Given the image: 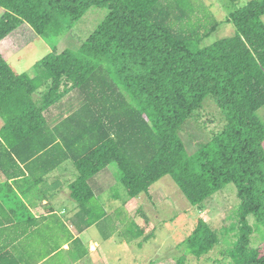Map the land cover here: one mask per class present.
<instances>
[{
  "label": "trees",
  "instance_id": "obj_1",
  "mask_svg": "<svg viewBox=\"0 0 264 264\" xmlns=\"http://www.w3.org/2000/svg\"><path fill=\"white\" fill-rule=\"evenodd\" d=\"M159 2L0 0V42L20 29L52 41L92 7L108 8L78 49L54 48L37 61L34 77L16 73L0 53V135L7 146L0 144V152L46 173L71 161L79 174L71 198L88 225L102 217L91 182L111 165L128 199L149 194L170 176L201 206L233 183L241 201L238 239L225 256L231 264H264V243L251 246L256 231L264 242V123L257 116L264 107V0H250L210 28L192 18L202 11L159 10ZM223 23L235 27L233 36L196 45ZM208 96L225 125L191 153L183 130ZM218 244L199 219L185 240L188 256L177 264Z\"/></svg>",
  "mask_w": 264,
  "mask_h": 264
},
{
  "label": "rangeland",
  "instance_id": "obj_2",
  "mask_svg": "<svg viewBox=\"0 0 264 264\" xmlns=\"http://www.w3.org/2000/svg\"><path fill=\"white\" fill-rule=\"evenodd\" d=\"M249 1L205 0V6L211 3V7L199 10L202 11L200 17L194 13L192 18L197 19V23L204 28H210L214 21H225L230 12ZM107 14L108 8L93 7L65 33L58 37L52 35V41L20 30L15 37L13 36L15 41L20 42L19 46L16 44L12 51H8L10 49L7 47L4 57L10 59L13 70L31 74L35 71L34 66L37 61L54 48L58 51L78 49ZM262 19L264 21V16ZM235 32V27L231 23H223L209 38L197 42L196 45H210L220 39L233 36ZM28 45L29 47H26ZM80 104L76 106L79 107ZM222 115L215 99L208 96L202 110L195 112L193 118L194 116L196 118L189 119L191 122L183 130L182 139L187 145L188 152H195L198 149L197 143L209 141L223 129L225 122ZM257 116L264 123V107L257 111ZM109 170L106 176L110 178V182H106V190H103L101 195V198L110 199V217L107 222L109 227L113 228L112 233L107 229L113 238L103 243L108 264H177L180 257L188 256L185 240L190 236L199 219L209 224L217 235L219 244L215 250L200 259L188 257L186 264H231L230 259L225 255L238 239L241 203L233 183L226 185L222 191L201 206H193L173 179L165 176L156 182L149 194L134 198L135 200L127 205V193L120 181L118 169L115 165H111ZM128 209L130 212H127ZM248 220L250 224L255 223L251 215ZM138 232L141 234L138 235ZM263 243L262 233L254 232L251 246L259 249Z\"/></svg>",
  "mask_w": 264,
  "mask_h": 264
},
{
  "label": "crops",
  "instance_id": "obj_3",
  "mask_svg": "<svg viewBox=\"0 0 264 264\" xmlns=\"http://www.w3.org/2000/svg\"><path fill=\"white\" fill-rule=\"evenodd\" d=\"M204 3L205 0H160L158 9L205 10L211 7V3L207 6ZM4 12L0 8V17ZM27 29L24 26V30ZM15 34L0 42L4 59L7 47L12 51L20 43L13 38ZM6 59L10 65V59ZM27 74L34 77V72ZM44 89L42 87L40 93ZM3 126L0 117V131ZM0 144L7 147L1 135ZM70 162L46 173L30 165L31 161L23 162L15 155L0 152V264H108L103 243L113 238V228L107 222L110 199L101 195L106 190V182H110L106 176L110 170L97 174L91 182L95 197L102 205V217L88 225L85 211L71 198L70 184L79 174ZM135 199H128L126 204ZM94 207L92 205L96 214Z\"/></svg>",
  "mask_w": 264,
  "mask_h": 264
}]
</instances>
